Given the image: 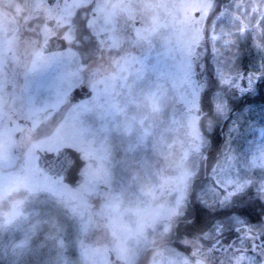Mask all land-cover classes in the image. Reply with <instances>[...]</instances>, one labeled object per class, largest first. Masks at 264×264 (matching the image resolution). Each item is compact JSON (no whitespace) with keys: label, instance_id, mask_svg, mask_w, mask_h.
Returning <instances> with one entry per match:
<instances>
[{"label":"rangeland","instance_id":"374dc122","mask_svg":"<svg viewBox=\"0 0 264 264\" xmlns=\"http://www.w3.org/2000/svg\"><path fill=\"white\" fill-rule=\"evenodd\" d=\"M105 1L100 2L95 11L107 8ZM128 1L131 4L127 5L126 12L133 19L132 27L134 20L141 23L134 32L142 39L143 64L148 68H125L123 101L103 105L95 98L93 103L74 106L67 101L69 90L53 84L57 71L39 66V52H32L28 62L22 61L20 68H9L7 55L11 25L3 9L8 0H0V225H21L20 229L24 228L28 210L23 212L18 201L23 200L24 190L27 198L30 194L42 192L55 196L70 209L73 224L79 230L75 233L76 251L81 259L79 264H111L108 249L119 254L125 264H134L137 252L141 251L135 242L141 239L146 226L166 230L173 218L188 217L186 201L193 189L194 177L205 164L204 155H201L205 140L199 126L202 114L198 112L201 92L206 87L202 66L206 58L222 65V49L229 45L225 31L242 27L241 14L225 15L216 9L217 0ZM38 4L39 1L32 7L36 8ZM214 10L218 13L215 14ZM94 22L100 24L102 31L108 28L107 17L95 18ZM148 59L152 63L147 62ZM223 67L215 69L216 78L223 84L237 87L239 92L256 91L261 68L256 67L258 71L251 68L246 74H232V69ZM8 85H12L10 91L6 89ZM223 98L215 104L216 109L221 118L230 119V128L238 132L237 126L246 111L231 112L229 98L224 95ZM10 111L29 119L33 127L32 135L25 138L26 145L21 149L23 137L16 139L14 136L21 126H9ZM82 114H94L95 117L93 119L90 115L85 120ZM243 124L252 128L246 135L253 132V137L247 136L244 141L251 145L250 163L260 179H241L232 155L226 159L221 155L209 177H206L204 166L206 176H198L206 179L202 184V199L226 203L234 191L255 188L256 182L257 188L262 187L259 191L264 199V123ZM97 129L101 130L100 134L103 130L120 135L122 145L118 147V156L112 155L111 138L108 142L92 137L99 134ZM28 141L30 144L26 143ZM107 142L111 146V181L110 188L100 190L106 202L99 206L88 196L99 189L95 179L91 180L88 175L94 171L91 164H88L83 180L74 186L45 176L36 166L37 149L53 151L63 146L79 147L86 156L93 154L94 159L101 161L97 165V175H100L105 164L99 156ZM117 158L127 160L124 164L127 168L119 176H114L111 167ZM152 162L155 167L151 166ZM100 210L104 215L97 217V223L107 227L110 242L107 243V237L98 245L90 242L87 229L93 214ZM120 231L123 246L118 237ZM99 239L98 236L95 238L96 241ZM189 242L194 247L192 259L176 250L163 255L155 252L151 264L215 263L207 260L212 252L209 248L201 247L200 254L196 252L198 241L189 239ZM256 243L255 247L241 249L235 258L231 257L233 253L229 250L223 252L230 260L221 261V264H264V257L261 261L255 257V253H264V242ZM130 247H136V252L132 250L130 253Z\"/></svg>","mask_w":264,"mask_h":264},{"label":"trees","instance_id":"16d2710c","mask_svg":"<svg viewBox=\"0 0 264 264\" xmlns=\"http://www.w3.org/2000/svg\"><path fill=\"white\" fill-rule=\"evenodd\" d=\"M216 9L225 15L241 14L242 27L225 31V40L229 45L222 49L224 57L222 65L217 62L211 63L209 58H206L205 65L202 66L205 69L202 76L206 79V87L201 92L198 112L202 114L199 126L205 140L201 155H204L206 177H209L210 170L220 160L221 155L225 159L232 155L241 179H260L250 163L251 145L244 141L247 136L253 137V132L246 135L252 128L243 123L257 121L264 123V0H217ZM214 11L216 14L217 11ZM222 66L232 69L230 70L232 74H246L251 68H255L256 71L261 68L256 91L239 92L237 87L228 83L223 84L215 76V69ZM223 95L229 98L228 106L231 112L235 111L237 114L246 111L245 117L237 126L238 132L230 128L231 125L228 123L230 119L221 118L216 109L215 104L219 99L224 100ZM231 121L233 122V119ZM110 138V144L114 147L112 155L118 156L120 152L118 147L122 145L120 135L118 133L110 135ZM124 160V158L114 160L115 164L111 167L114 176H119L126 168L124 164L127 160ZM203 166L194 177L193 189L190 192L188 215L190 220L180 221L173 245L180 255L192 259L193 246L184 245L183 241L179 242V238L184 234L191 241L197 240L207 248H212L214 264H221V261L230 260L224 257L223 252L229 250L233 253L231 257L235 258L239 255L236 252L252 247L251 242L245 240L242 244L244 248L232 250L230 245L236 240L235 227L247 226L254 234L255 242H264V199L261 197L262 191H259L262 187L257 188L256 182L255 188L244 187L236 190L226 203L202 199V184L206 181L200 178L205 173ZM117 178H114L115 181ZM42 193L28 196L26 218L28 221L23 225L24 228L20 229L21 225L14 227L0 225V264L80 263L75 243L77 239L75 233L79 230L73 224L70 209L62 202H58L55 196ZM255 257L261 261L264 253H255Z\"/></svg>","mask_w":264,"mask_h":264},{"label":"flooded vegetation","instance_id":"af4514ba","mask_svg":"<svg viewBox=\"0 0 264 264\" xmlns=\"http://www.w3.org/2000/svg\"><path fill=\"white\" fill-rule=\"evenodd\" d=\"M37 1H39V6L33 8L32 5L36 4ZM102 1L8 0L5 3L6 7H3V9L6 10L8 23L11 25L9 28V50L7 55L9 68H20L22 61L27 63L30 54L37 51L39 52V66L41 68H52L57 71V78L53 80V84L59 88L69 90L67 95L68 104L74 106L90 104L93 103L95 98L103 105L116 104L119 101H123L121 93L126 90V81L123 78L125 68H148L147 65L143 64L145 53L143 52L142 39L137 37L134 32L135 27L141 25V23L138 20H134V26L132 27L133 19L128 17L126 12L127 5L131 4L128 0H106L107 8L103 11H95V8ZM102 16L108 18V28L104 31L100 29V24L98 25L94 22L95 18H101ZM50 39H53V43L48 47L47 43ZM151 44H154L152 40ZM147 62L152 63L149 59ZM117 73L118 76H116ZM11 88L12 85L6 87L7 91H10ZM75 89H78L76 100L71 101V94ZM10 114L12 119L9 121V126L14 124L21 126V130L16 131L14 135L16 139L23 137L19 147L21 149V146L26 145L25 138L27 136L30 138L32 135L33 127L29 119L19 116L14 111H10ZM90 115L94 119V114H82L85 120ZM97 131L99 134H94L93 138L97 137L98 141L102 139L109 142L110 131L105 132L102 130V134H100V129H97ZM108 142L101 149L102 153L99 156L105 164V169L103 168L104 171L100 175H97V165L101 161L94 159L93 154L86 156L79 147L63 146L75 149L80 153L81 158L85 160V164L79 172V180L75 185L83 180L88 164L92 165L91 168L94 171L92 173L89 172L88 175L91 176V180L95 179L94 182H96L99 189L94 194L89 193L88 196L93 204L96 205L97 203L96 206L106 202V197L102 195L101 191H106L110 188L111 146H109ZM26 143L30 144V141ZM58 149L53 151L37 149L36 166L39 153L45 151L56 152ZM133 152L137 153L136 150H133ZM128 156L131 157L130 155L126 157ZM151 166L155 167L153 162ZM40 172L45 176L52 177L55 181L62 182V177H55L42 171ZM103 182H106L107 185ZM24 193L23 200H18L23 212L27 211L28 203L27 193ZM187 202L188 208L186 212L189 214L190 199ZM103 215L104 213L100 210V212L92 216V223L87 229V232L91 235L89 237L91 243L96 242L99 245L107 237H109L106 239L107 243L110 242V234L107 227L99 222L97 223V217ZM184 216L181 215L176 220L173 218L170 227L166 230L159 231L157 227L153 226L150 228V226H146V229L142 230L140 235L141 239L138 238L139 240L135 242L139 245V250L141 251L138 250L139 253L137 252L134 264H151L154 261L153 254L155 252H161L163 255L164 252L168 253L175 250L173 243L177 238V226L180 221L190 220L189 217ZM234 230L236 240L230 245L232 249L244 248L245 246L242 244L245 243V240H249L253 247L258 244L254 241V234L247 226H237ZM121 233L120 231V236L118 237H120L121 245L123 246L125 244H122L123 234ZM97 236L100 239L96 241L95 238ZM180 241H183L184 245H191L189 237L184 234L179 238ZM198 246L199 249L197 248L196 252L200 254L202 252L201 247L207 249L200 242H198ZM136 249V247H130V253L132 250L135 253ZM209 250L212 252L207 257V260L214 262L213 249L209 248ZM107 251L109 260L110 256L113 255L114 260L119 259L122 264H125L126 261L119 258V254L117 255L112 249Z\"/></svg>","mask_w":264,"mask_h":264},{"label":"water","instance_id":"95a60500","mask_svg":"<svg viewBox=\"0 0 264 264\" xmlns=\"http://www.w3.org/2000/svg\"><path fill=\"white\" fill-rule=\"evenodd\" d=\"M53 39H50L47 46L50 47ZM78 89L73 91L71 101L76 100ZM85 164L80 156V153L71 147H62L56 152L39 153L37 158L38 168L48 175L62 177V182L73 186L79 180V172ZM113 255L110 257L112 264H121L120 260H113Z\"/></svg>","mask_w":264,"mask_h":264}]
</instances>
